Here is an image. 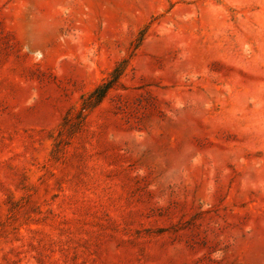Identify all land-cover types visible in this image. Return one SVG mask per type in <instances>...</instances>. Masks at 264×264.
<instances>
[{
  "label": "rangeland",
  "instance_id": "374dc122",
  "mask_svg": "<svg viewBox=\"0 0 264 264\" xmlns=\"http://www.w3.org/2000/svg\"><path fill=\"white\" fill-rule=\"evenodd\" d=\"M0 264H264V0H0Z\"/></svg>",
  "mask_w": 264,
  "mask_h": 264
},
{
  "label": "trees",
  "instance_id": "16d2710c",
  "mask_svg": "<svg viewBox=\"0 0 264 264\" xmlns=\"http://www.w3.org/2000/svg\"><path fill=\"white\" fill-rule=\"evenodd\" d=\"M107 90H108V88L103 87V86L96 89L95 92L91 96V97H93L91 104L87 105L85 107V109L90 107V105L92 106L96 102H100L106 96Z\"/></svg>",
  "mask_w": 264,
  "mask_h": 264
}]
</instances>
